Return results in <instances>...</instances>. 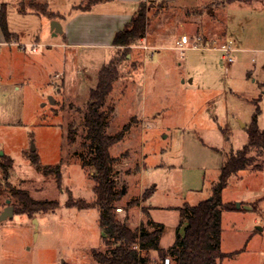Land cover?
I'll return each instance as SVG.
<instances>
[{"label":"rangeland","instance_id":"1","mask_svg":"<svg viewBox=\"0 0 264 264\" xmlns=\"http://www.w3.org/2000/svg\"><path fill=\"white\" fill-rule=\"evenodd\" d=\"M87 1L0 0V6L7 3L9 28L20 34L18 43H0V159L13 158L12 185L36 198L60 202L57 209L33 217L15 212L0 218V264H99L93 251L109 249L101 234L99 209L66 206L69 191L76 198L96 199L94 168L84 163L82 155L86 159L90 155L84 115L98 72L81 81L89 55L79 62L76 48L64 46L62 35H53L52 19L76 18L80 10L76 5ZM262 2L144 0L140 4L147 13L146 43L159 39L161 47L146 49L143 38L132 45L107 99L115 107L107 131L125 132L110 149L116 158L117 188L125 189L116 202L122 208L119 218L128 217L136 227L147 220L144 209L153 208V217L164 224V248L175 241L178 207L210 197L226 152L248 141L247 127L260 95L258 124L264 128ZM104 5L113 10L132 7L131 2L105 1L97 9ZM45 8L59 16L48 17ZM184 26L190 37L201 40L180 52L174 48L175 36ZM226 28L236 41L243 39L242 49L233 44L232 62L223 58L220 49ZM34 44L37 51L32 50ZM113 53L103 49L91 65L99 67ZM146 115L140 124L139 116ZM33 145L43 164L61 162V185L53 175L36 169L28 157ZM263 159L264 153L258 160ZM154 186L150 199L127 208L129 200L141 199ZM223 200L239 202L240 208L222 213V250L242 251L218 264H264V230L257 231V226L264 227V168L250 166L232 176ZM16 201L0 168V215ZM150 254L152 260L166 264L157 251Z\"/></svg>","mask_w":264,"mask_h":264},{"label":"trees","instance_id":"2","mask_svg":"<svg viewBox=\"0 0 264 264\" xmlns=\"http://www.w3.org/2000/svg\"><path fill=\"white\" fill-rule=\"evenodd\" d=\"M107 0H88L87 5H76L82 10H90L94 3ZM233 2L235 0H226ZM39 5V4H38ZM47 6V5H46ZM43 13L50 18L59 16L56 12L44 9ZM147 13L145 7L138 9L126 26L119 30L114 37V53L110 59L103 63L98 70V80L90 89V100L84 115V124L87 130L85 144L89 148V158L82 155L85 164L94 168L92 174L95 180L94 190L96 199L88 201L85 198H76L71 191L66 201L67 207L79 209H99L101 234L108 251L94 250L93 256L99 264H162L161 261L152 260L151 251L155 250L161 259L171 257L174 264H218L226 258H233L242 250L224 252L222 250V213L224 210H237V204L224 202L223 191L228 186L232 176L242 170L252 167L253 170L264 168V159L258 160L264 153V128L258 124L261 112L259 101L256 99V112L251 124L247 127L248 141L242 148H231L226 152L217 181L213 184L210 197L197 204L185 203L178 207L180 223L176 238L167 248L161 246L164 224L155 221L150 211L144 209L147 215L146 222L133 227L128 217L121 219L116 204L123 197V190L117 188L113 177V165L116 158L111 154V147L124 138V130L111 134L107 131L110 119L115 110L113 105L107 104L108 96L114 88V82L120 76V65L131 51L135 42L145 37L147 32ZM0 26L5 39L10 42L18 38V34L10 30L7 16V3L0 9ZM129 124L126 125V129ZM70 138L75 140L74 128H70ZM36 169L45 176L53 175L58 184H62V164H43L37 152L28 155ZM13 158L5 155L0 159V168L4 172L7 191L17 201L13 204L16 213H24L30 217L41 211L55 210L60 206L57 199L36 198L26 189L16 187L9 181ZM156 188L146 189L142 198L132 199L126 203L127 208L138 204L140 200H148ZM184 225V227H183ZM183 227V229H181ZM183 230V231H182ZM257 231L259 229L257 228ZM138 244L139 248L135 247Z\"/></svg>","mask_w":264,"mask_h":264},{"label":"crops","instance_id":"3","mask_svg":"<svg viewBox=\"0 0 264 264\" xmlns=\"http://www.w3.org/2000/svg\"><path fill=\"white\" fill-rule=\"evenodd\" d=\"M119 1V3H126V2H131L132 7H129L127 9H119V10H113V9H108V7H102L97 9L99 3L105 2V1H99L95 5H92L90 10H79L78 15L74 19H69L67 16L64 17L63 19H52V20H57L60 23V30H57L53 24L52 26V31L53 35H62L63 37V45L69 48H76L75 49V54L77 56V59L79 58V62L85 61V55H89L87 57L88 61L90 64L84 66L85 73L81 76V81H87L89 78L93 79V75L96 76L99 68L101 65L107 61H104L101 65L96 66L91 65L93 62L96 63L100 58L97 56L98 54H102L103 49H111L112 51L114 50V45H113V40L115 37V34L123 29L126 24L132 19V17L136 14L138 9L140 8V4L144 0H107L106 2H116ZM244 1L246 2H251L252 0H235L233 2H239L243 3ZM264 1V0H263ZM134 4V6H133ZM262 6L264 7V2H262ZM1 9V6H0ZM56 12V11H54ZM26 15H36V14H26ZM63 15V14H62ZM37 16V15H36ZM51 20V19H50ZM11 31L16 32L18 34V38L13 39L9 43H18L20 41V34L17 31H14L10 28ZM175 45L174 48L177 49V41L180 39V36L177 34L175 36ZM40 37L37 36V40H39ZM144 42H145V48L148 49L150 47H156L160 48L161 45H159V39H155L154 41L151 40L152 42L146 43L149 41L148 34L143 37ZM8 43L6 41L5 36L3 34V31L0 26V43ZM191 42H198L197 38L190 37L189 44ZM231 44H237L240 47L239 49H242V42L243 39H239L236 41L234 39L229 31V28H226V35H225V43ZM22 46V44H19ZM37 51V45H33ZM88 48L90 49L89 51L84 52V49ZM74 51V50H73ZM99 55V56H100ZM98 57V59H97ZM146 57L143 58L142 64L146 63L145 60ZM82 60V61H81ZM86 69L88 72H86ZM89 73V74H88ZM117 109V108H116ZM117 111V110H116ZM154 116V114L152 115ZM147 115L145 118L142 116H139V121L140 124H142L143 119H146ZM225 128H222L224 130ZM226 131V130H225ZM153 208L150 209V214L151 217L156 220L153 215H152ZM262 226V225H261ZM264 230V227H262ZM163 247V246H162Z\"/></svg>","mask_w":264,"mask_h":264},{"label":"built area","instance_id":"4","mask_svg":"<svg viewBox=\"0 0 264 264\" xmlns=\"http://www.w3.org/2000/svg\"><path fill=\"white\" fill-rule=\"evenodd\" d=\"M197 40H201V37H197ZM189 41H190V34L188 30L186 29L185 26L181 27L180 39L177 41V50H180V52H184V50L189 46ZM220 49L224 52L223 58L227 62H232L234 60V55H233L234 47L231 44V42L223 43ZM32 50H36V48L33 46ZM117 210L121 211L122 208L118 207ZM135 247L139 248V245L136 244ZM165 262L166 264L170 263L169 257L165 259Z\"/></svg>","mask_w":264,"mask_h":264},{"label":"water","instance_id":"5","mask_svg":"<svg viewBox=\"0 0 264 264\" xmlns=\"http://www.w3.org/2000/svg\"><path fill=\"white\" fill-rule=\"evenodd\" d=\"M53 24H54V26H55V28H56L57 30H60V23H59L57 20H54V21H53ZM54 102H55V101H54ZM35 149H36V148H35V146L33 145V146H32V151H35ZM2 154H3V153H2ZM123 193H125V189H124V188H123ZM7 202L10 203V199H8ZM237 207L240 208V203H239V202L237 203ZM14 213H15V208H14V206H13V205H8V206L5 207V209H4L3 212L1 213L0 218H1V219H4V218H7V217H9V216H13ZM35 220H36V219H35ZM257 228H258L259 230H262V229H263L262 226H257Z\"/></svg>","mask_w":264,"mask_h":264}]
</instances>
